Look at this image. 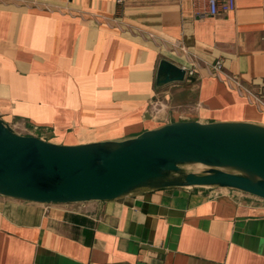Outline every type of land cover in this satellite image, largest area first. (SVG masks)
I'll return each mask as SVG.
<instances>
[{
    "label": "crops",
    "instance_id": "1",
    "mask_svg": "<svg viewBox=\"0 0 264 264\" xmlns=\"http://www.w3.org/2000/svg\"><path fill=\"white\" fill-rule=\"evenodd\" d=\"M161 58L185 80L156 87ZM218 59L264 96V0L215 17L205 0H0V114L54 143L182 120L264 123V107L211 74ZM0 264H264V199L179 188L71 204L0 195Z\"/></svg>",
    "mask_w": 264,
    "mask_h": 264
},
{
    "label": "water",
    "instance_id": "2",
    "mask_svg": "<svg viewBox=\"0 0 264 264\" xmlns=\"http://www.w3.org/2000/svg\"><path fill=\"white\" fill-rule=\"evenodd\" d=\"M184 80L183 67L159 60L156 87ZM168 188L264 199V123L182 120L124 139L61 144L0 114L2 196L71 204L135 199Z\"/></svg>",
    "mask_w": 264,
    "mask_h": 264
},
{
    "label": "built area",
    "instance_id": "3",
    "mask_svg": "<svg viewBox=\"0 0 264 264\" xmlns=\"http://www.w3.org/2000/svg\"><path fill=\"white\" fill-rule=\"evenodd\" d=\"M235 3L236 0H205V13L213 17L222 16L234 10ZM192 73L193 69H188L187 74L191 75ZM211 74L222 78L229 87L236 89L239 93H244L249 99L256 101L258 105L264 107V96L245 86L235 75L224 72L221 60H216L212 65ZM157 106H159L157 101L151 103L153 110H156ZM24 125L26 126L25 123ZM27 128L29 129V127Z\"/></svg>",
    "mask_w": 264,
    "mask_h": 264
},
{
    "label": "rangeland",
    "instance_id": "4",
    "mask_svg": "<svg viewBox=\"0 0 264 264\" xmlns=\"http://www.w3.org/2000/svg\"><path fill=\"white\" fill-rule=\"evenodd\" d=\"M29 129H30V130H34L33 128H29ZM33 132H37L36 129H35V131H33Z\"/></svg>",
    "mask_w": 264,
    "mask_h": 264
},
{
    "label": "bare ground",
    "instance_id": "5",
    "mask_svg": "<svg viewBox=\"0 0 264 264\" xmlns=\"http://www.w3.org/2000/svg\"><path fill=\"white\" fill-rule=\"evenodd\" d=\"M200 167V165L196 166V168Z\"/></svg>",
    "mask_w": 264,
    "mask_h": 264
}]
</instances>
